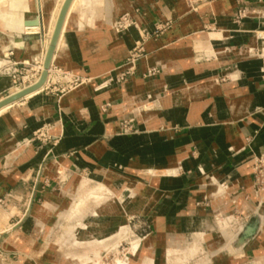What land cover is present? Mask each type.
<instances>
[{"label": "crops", "instance_id": "1", "mask_svg": "<svg viewBox=\"0 0 264 264\" xmlns=\"http://www.w3.org/2000/svg\"><path fill=\"white\" fill-rule=\"evenodd\" d=\"M32 1L37 6L36 0ZM241 1L253 7L256 14L238 27L232 19ZM57 2L41 0V9L37 6L26 18L25 21L39 18V25H26L24 32L33 35L34 40L21 33L18 48L0 46V100L19 91L7 71L10 65L43 61L61 5ZM171 3L172 0L74 1L44 86L5 106L6 111L0 114V198L9 192L27 202L30 198L27 208L21 203L8 209L0 206V238L14 232L12 228L19 222L24 221V226L42 222L38 203L45 200L44 205H49L51 195L56 193V161L72 170H92L103 178L108 174L134 177L144 171L158 172L152 179L158 197L150 219L154 231L146 238L150 246L157 245L159 249L139 254H149L147 260L157 258L156 264L164 262L163 250L184 238L187 232L181 230L182 224L188 230L195 223L212 222L211 214L194 209L195 201L207 190V177L230 184L243 214L253 207L254 199L246 201L245 195L252 193L250 150L264 152V59L245 56L242 48L264 50V33L260 32H264V0H217L212 5L216 25L207 33L204 28L212 18L200 19L195 13L183 12L180 3ZM171 8L175 23L145 42L146 56L139 60L135 75L120 86L99 89L105 74L122 63L138 38L134 28L116 32L113 20L129 13L140 26L151 30ZM209 50L216 53L208 54ZM151 67L160 72L145 76ZM55 68L90 80L55 95L47 89L55 77ZM139 96H157L160 102H155L157 108L151 112L137 114L132 100ZM125 117L133 118L136 132L122 133ZM42 125H49L50 133L57 137L55 145H18ZM224 200L212 206L224 207ZM110 203L100 208L118 211L112 210ZM102 216L96 218L102 230L124 218L122 213L108 215L107 225L101 221ZM99 232L94 234L98 236ZM16 235L19 239L14 246L20 251L27 248V239L31 245L41 237L26 230L12 237ZM205 238L211 262L195 264H229L234 250L218 246L222 236L209 233ZM255 239L262 240L260 250L264 251V232L260 231ZM256 264L264 263L259 260Z\"/></svg>", "mask_w": 264, "mask_h": 264}, {"label": "rangeland", "instance_id": "2", "mask_svg": "<svg viewBox=\"0 0 264 264\" xmlns=\"http://www.w3.org/2000/svg\"><path fill=\"white\" fill-rule=\"evenodd\" d=\"M216 1L217 0H172L171 4L178 5L180 3L183 5V12L195 13L200 19L211 20L212 18V20L207 23L208 28H204V32L207 33L212 32L216 25V20L213 19L214 13L212 11V5L215 4ZM258 1L260 2L262 0ZM36 2L38 9H41V0H36ZM54 2H57V0H54ZM59 3L60 1L57 2V5H59ZM239 5L232 19V23L238 27L241 26L245 19L255 16L256 14L253 7L247 6L244 2L241 1ZM174 8H171V11L167 12L166 15L163 14V18L158 21L165 24L162 33L168 31L176 21L175 12L173 13ZM240 12L241 15H239ZM50 20L51 17L49 21ZM114 21L115 19L113 22ZM25 27L27 26L25 25ZM141 28L145 27L141 26ZM260 32L264 33L262 31ZM23 35L26 36L29 34L23 32L22 37H25ZM242 49L244 51L243 55L245 56L264 59V50L261 48ZM145 56L146 52L142 58ZM123 61L115 70L107 72L105 74L106 78L103 81L107 78L116 76L123 69ZM262 68H264V66H262ZM56 69L67 71L61 68ZM135 72L132 76L135 75ZM71 73L74 74L73 72ZM129 78H131V76ZM126 81L127 79L121 82H112L107 84L103 89L111 85L120 86ZM88 82L89 81H83L78 86ZM102 82L100 84L103 85L104 83ZM98 86L100 88L103 87L100 85ZM65 93L67 92L62 94ZM59 95L61 94H58V96ZM157 99V96L135 97L132 100L133 110L137 114L141 111L151 112V110L157 108L154 106ZM109 105L110 104H106V107L109 108ZM124 121L129 123L127 126L128 128L122 125ZM132 121L133 118L129 117H125L122 120L121 131L123 134L137 131L132 125ZM259 155L264 156V152L258 154L250 150V158L248 160L251 172L252 193L246 194L245 200L251 201V199H254L253 207L243 214L237 208V194L235 191L231 190L230 184L226 180L217 179L212 176L207 177V190L202 192L200 198L195 201L194 209L196 211L205 212V215L211 214L212 222L200 223L198 225L195 223L188 230H185V224H182L183 228H181V230L187 233L184 234V238L176 239L171 246L163 250L162 256H164V262L161 264H195L197 261L200 263H205L207 260L210 261V259H212L210 254L211 250L205 238L209 233H217L222 236V240L218 246H228L229 249L234 250L232 255L229 256V264H256L259 260L264 263V251L261 252L260 250V242H262V240L255 239L260 231L264 232V162H262L261 159L259 161ZM56 163L57 166L53 178L56 193L50 197L52 202H49L47 206L44 205L46 202L45 200H41L38 203L40 204L38 215L41 217L42 222H40L39 225L27 223L25 226L24 221L19 222L12 228L14 232H11L13 234H15V232L23 233L26 230L28 233L34 232L39 234V236L41 234L40 239H33L34 241L31 245H28L29 239H27L25 244L27 248L25 251H20L18 247L14 246L19 239V235L12 237L13 234L10 235L11 233H6V235L0 238V246L15 254V263L115 264L117 261H125L131 264H156L157 258L151 257L147 260V258L150 257L149 254H139L142 250L149 249L151 252H157L159 249L157 245L150 246V240L146 238L154 231V224L151 223L150 219L156 210L155 206L158 197L157 193H154L156 189L152 179L157 176L158 172L149 171V173H146V171H144L134 177H127L120 174L111 176L108 174L106 175L107 177L103 178V176L99 174L94 175L92 170H72L57 161ZM67 168L70 170L69 173L66 171ZM70 182L71 184H69ZM218 187H220V189ZM132 188L134 191H139V197L134 203V206L143 208L145 204H149L147 211H132L133 208L127 206L121 209V213L124 216L123 219L127 225L126 228L120 227V217L117 224L112 223L107 229L103 230L98 228L101 224L99 225L98 222L94 220L93 213L100 208V205H105L112 201L113 202L110 203L113 208L112 210H120L122 203L119 202L118 199H120V197L127 199ZM227 196H229L228 199L226 198ZM151 197L152 199H150ZM220 199H225L223 205H226V202L227 205L224 207L212 206L213 202ZM108 211L109 210L106 209L105 212L107 213H102L103 218H101V221H105L107 225L109 224L108 215H113L115 213L119 214L118 211ZM255 218H257L258 222L252 236L244 238L241 241L244 229L247 228ZM86 222L89 224V229L101 231L98 233L100 235L95 236L98 242L91 243L86 239L84 241L87 243H84V245H77L75 244L77 242H74V231L77 227H82ZM163 247L162 244L160 248L162 249Z\"/></svg>", "mask_w": 264, "mask_h": 264}, {"label": "built area", "instance_id": "3", "mask_svg": "<svg viewBox=\"0 0 264 264\" xmlns=\"http://www.w3.org/2000/svg\"><path fill=\"white\" fill-rule=\"evenodd\" d=\"M241 15V12L240 14ZM163 23H154L153 28L148 30L147 28H141L138 22L131 16L129 13H124L118 16L113 22V28L116 32H123L129 30L131 28L136 29L138 33V38L134 41L133 46L128 50L127 55L123 61V69L114 77L107 78L101 88H104L107 84L112 82H121L128 79L132 76L136 70L134 64L139 61L145 54L144 44L148 39L157 38L160 34H162V30L164 28ZM41 65L42 62L40 60L35 59L31 63H23L20 66L17 64H12L7 69L8 73L12 77L13 83L16 89H23L33 83H35L41 73ZM264 72V68L261 69ZM159 70L157 67H151L146 71L145 76H152L158 73ZM55 77L51 84L47 86L52 93L58 95L64 92H69L73 88L80 85L83 81H89V78L81 77L75 74H72L69 71H62L60 69H54ZM60 88V89H59ZM100 89V87H99ZM60 90V91H59ZM122 125L125 128L129 123L123 122ZM127 131V130H125ZM57 142V137L50 133L49 125H42L31 132V134L24 138L21 143L24 146H29L31 144H39L40 146H52ZM259 161L261 159L264 162V156H258ZM67 173L70 172L69 168L66 169ZM59 172V170H58ZM57 172V173H58ZM23 199L22 197L9 192L4 197L0 198V206L3 208H7L10 205H14L15 203H21L23 207L27 208L28 203H30V198ZM14 253L7 251L0 246V264H15Z\"/></svg>", "mask_w": 264, "mask_h": 264}, {"label": "bare ground", "instance_id": "4", "mask_svg": "<svg viewBox=\"0 0 264 264\" xmlns=\"http://www.w3.org/2000/svg\"><path fill=\"white\" fill-rule=\"evenodd\" d=\"M7 1V2H6ZM0 0V46H6L8 44H10V46L12 47V49H15V48H18L17 46L19 45L21 41V33L23 32H26L27 29L25 27V25H29L28 22H33V21H38L39 22V18L34 16V20H28V21H25L26 18L28 17V15H32L33 13V10L38 6H35V3L32 1V0ZM75 0H72L71 1V4L69 6V9L67 11V14L66 16L69 14V11L73 5ZM77 1V0H76ZM61 2V5L57 8V11H56V16H55V23H56V20H57V17H58V14L60 12V9H61V6L64 2V0H60ZM73 9V8H72ZM66 17H65V20L63 22V26H64V23L66 21ZM25 23V25H24ZM32 26V25H30ZM63 26H62V29H63ZM55 27V25H54ZM62 29H61V32H62ZM54 30V28H53ZM61 32L59 34V37L61 35ZM53 33V32H52ZM8 35H12L13 39H9L8 38ZM17 35V37H16ZM52 36V35H51ZM210 36V35H208ZM16 41H15V38ZM206 37V36H205ZM29 40H34V37L33 35H28L27 37ZM208 38V37H207ZM51 39V37H50ZM49 39V40H50ZM59 39V38H58ZM209 40V39H208ZM264 41V40H262ZM33 42V41H32ZM47 42V41H46ZM50 42V41H49ZM58 42V40H57ZM49 45V44H48ZM48 47V46H47ZM56 47H57V44H56ZM55 47V49H56ZM3 48V47H2ZM1 50V48H0ZM17 50V49H16ZM208 54H211V53H216L215 51L213 50H209L207 52ZM54 55V54H53ZM220 55V54H219ZM45 57V56H44ZM53 58V57H52ZM44 60V58H43ZM138 62L137 61L134 66L137 68L138 66ZM51 66L49 67L48 69V72L50 70ZM43 70V61H42V65H41V71ZM160 72V71H159ZM50 73V72H49ZM39 78V77H38ZM47 78H48V74H47ZM38 80V79H37ZM128 80V79H127ZM130 81V80H129ZM128 81V82H129ZM37 82V81H36ZM127 83V82H126ZM35 84V83H33ZM31 84V85H33ZM43 86V85H42ZM41 86V87H42ZM41 87H39L38 89H40ZM38 89L34 90L33 92L37 91ZM18 90V89H17ZM21 90V89H19ZM31 92V93H33ZM29 93V94H31ZM11 94V93H10ZM28 94V95H29ZM27 96V95H26ZM159 96V95H158ZM158 98V97H157ZM161 98V96H160ZM158 101L156 102V104L158 105L159 102H160V99L158 98L157 99ZM13 103V102H11ZM9 103V104H11ZM7 104V105H9ZM163 104V103H162ZM5 105V106H7ZM5 106H2L0 108V114L3 113L4 111H6L7 107ZM159 107V106H158ZM20 148V147H19ZM15 152H18V149H15L14 150ZM56 166H57V163L55 162ZM146 173H149V171H146ZM103 187V186H102ZM220 189V187H218ZM218 189V190H219ZM120 196V195H119ZM139 197L138 193H136V191H134V189L132 188L131 189V193L129 195V197L127 199H123L120 197L119 202L122 203L121 207H120V210H118L119 214H121V209L129 206V207H132L133 210L132 211H144L146 210L147 211V208H148V205L145 204L143 206V208H137L134 206V203L137 201V198ZM148 198V197H147ZM114 199V198H113ZM151 199V198H150ZM149 199V200H150ZM112 201V200H111ZM113 202V201H112ZM111 202V203H112ZM115 202V201H114ZM116 204V203H115ZM147 205V206H146ZM102 207V206H101ZM118 208V207H117ZM129 209V208H128ZM106 210L103 208V209H99V210H96L93 214L94 216V220L96 221L98 218V216L102 213H104ZM5 212V211H4ZM109 212V211H108ZM107 213V212H105ZM142 213V212H141ZM7 214V212H6ZM10 215V213H8ZM258 220L257 218L253 219V221L251 222V224H249V226L247 228L244 229L243 231V235H242V238H241V241L244 239V238H249L252 236V233L254 232L255 230V227H256V224H257ZM88 222H86L82 227L79 226L77 227V229L74 231V238H75V241L74 242H77L75 244L79 245V244H83L84 243H87L86 241L84 240H88V242L90 241L91 243L93 242H98L97 238L95 237L96 235L94 234V230L92 229H89L90 227H88L89 224H87ZM126 222L122 219V221L120 222V227L121 228H126ZM5 228V227H4ZM9 229V228H8ZM7 229V230H8ZM2 230V229H1ZM73 235V234H72ZM133 245V244H132ZM134 251V250H133ZM74 262V261H73ZM115 264H131L130 262H125V261H117Z\"/></svg>", "mask_w": 264, "mask_h": 264}, {"label": "water", "instance_id": "5", "mask_svg": "<svg viewBox=\"0 0 264 264\" xmlns=\"http://www.w3.org/2000/svg\"><path fill=\"white\" fill-rule=\"evenodd\" d=\"M71 1L72 0H64L63 4L61 6V9H60V12L58 14V17H57V20L55 23V27H54V30H53V33L51 36V39H50V42H49V45L47 47L45 57L43 60V70L41 71L37 82H35V84L29 85V86H27V87H25V88H23L17 92L11 93V94L7 95L5 98L1 99L0 100V108L2 106H5L11 102H14V101L28 95L29 93L38 89L39 87H41L45 83V81L47 79L48 69H49L51 62H52V57H53V54L55 51L57 40L59 38V34L61 32L63 22L65 20L67 11H68L69 6L71 4ZM28 24L32 25V26H37V25H39V22L33 21V22H28Z\"/></svg>", "mask_w": 264, "mask_h": 264}]
</instances>
